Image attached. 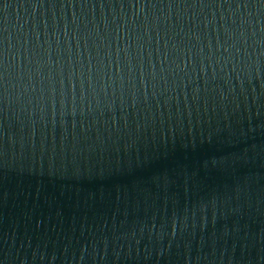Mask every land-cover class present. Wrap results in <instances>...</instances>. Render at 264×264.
I'll return each mask as SVG.
<instances>
[{
  "label": "water",
  "instance_id": "water-1",
  "mask_svg": "<svg viewBox=\"0 0 264 264\" xmlns=\"http://www.w3.org/2000/svg\"><path fill=\"white\" fill-rule=\"evenodd\" d=\"M0 264H264V0H0Z\"/></svg>",
  "mask_w": 264,
  "mask_h": 264
}]
</instances>
